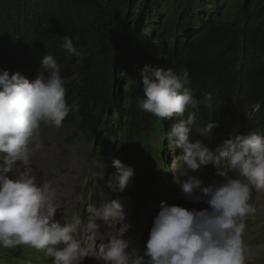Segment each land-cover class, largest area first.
<instances>
[{"label": "rangeland", "instance_id": "rangeland-1", "mask_svg": "<svg viewBox=\"0 0 264 264\" xmlns=\"http://www.w3.org/2000/svg\"><path fill=\"white\" fill-rule=\"evenodd\" d=\"M128 1L130 0H123L120 13L116 15L118 19L116 16L113 18L114 26L118 28L117 35L114 41H110L104 48L105 53L102 57L96 55L97 49L93 50L96 46L91 44L92 37H79L80 35H77L72 28L66 27V23L55 30L49 29L46 36L36 34L34 37L36 41L33 43L35 49L32 51L34 56L30 65L35 68L32 74H25L24 48L16 41L19 35H13L14 31H11L2 22L3 17H0V70H7L10 75L19 72L31 81L44 71L40 64L41 58L50 54L57 61L60 75L65 81L67 102L70 105L73 103L79 105V110L71 112L62 127L42 126L39 143L33 146L31 169L37 176L38 183L51 184L61 195L60 206L56 210L54 219L68 223L79 217L76 238L89 252L93 248L91 236L86 229L89 208L98 207L105 200L120 198L125 206L124 224L128 225L124 238L129 241L130 248H137L139 254H142L153 218L158 213L162 201L188 209L201 210L209 207L199 190L187 195L182 191L177 180L183 182L188 176H196L202 181V187L221 180L217 168L211 163L202 166L196 173L189 170L187 175H181L184 172L182 150L166 139V134L172 125L181 117L160 120L145 111L144 120L140 122L142 127L138 128L145 132L142 144L145 145L147 152L143 155H140L134 146L128 144L126 135L119 133L129 127L126 112L133 110L135 103H139L144 98L141 70H138L140 66L150 65L163 70L171 68L178 74L186 68L194 98L200 101L206 94L211 93V103L215 107L209 108V111L215 113L220 110V113L214 118L208 115V120L216 121L217 126L207 137L202 135L208 123L201 127H192L190 138L201 139L214 150L230 136L246 134L248 131L264 135V79L252 81L255 78L253 75L256 64L248 58L249 53L240 50L241 42H237L234 46L222 44L216 49L210 47L209 54H202V51L192 49L188 53V60L179 65L180 57L187 50L188 39L184 40L185 45L182 40L174 51V39H170L168 43L172 45L166 47L165 39H160L149 27L152 22L145 23L144 31L142 27L136 31L134 29L136 20L130 21L126 17ZM50 2L49 0H39L35 4H32V0L11 2L10 9L12 12L19 9L25 13H30L33 9L41 12V6L44 5L45 9L53 11L55 18L64 19L65 13L62 15L61 12H54L55 9ZM100 2L107 5L113 0H100ZM242 2V0H227L225 8L220 9L215 19L232 27L241 18ZM64 7L66 15L74 16L70 17V21L77 22L79 11L68 5ZM157 13L160 18L165 19L161 9ZM83 19L78 17L80 21ZM128 24L130 28L127 31ZM122 29L125 33H121ZM238 34L240 33H237V37ZM65 36L71 38L74 47L81 53V58L70 54L62 46ZM121 42L123 45L115 46ZM123 47H127L137 56L135 59L138 61L137 69L132 73L127 71L119 58V51ZM78 59H80L79 63ZM253 59L257 60L258 57L254 55ZM228 70L232 72V77H228ZM192 86H198V91L193 90ZM201 90L204 93L196 97L195 94H199ZM140 92H142L141 96ZM257 103L260 104V110L253 112ZM229 125L234 129L226 138L225 133ZM106 129L112 130L109 143L113 155L95 152V142L102 138L101 134ZM118 138L120 145L123 146L121 150L117 149ZM120 151L122 153H119ZM114 159H119L134 169V175L123 192L113 191L109 186V182L113 186L116 184V169L112 164ZM250 203L256 208V213L245 220L243 243L247 257L246 264H264V191L253 188ZM97 223L100 224V235L94 242L97 257L86 256L83 260L84 264H103L98 258L99 246L106 244L109 235L113 233V229L101 221ZM119 227L123 228L126 225L117 224L116 228ZM0 264H53V261L43 251L21 245L14 249L0 247Z\"/></svg>", "mask_w": 264, "mask_h": 264}, {"label": "clouds", "instance_id": "clouds-1", "mask_svg": "<svg viewBox=\"0 0 264 264\" xmlns=\"http://www.w3.org/2000/svg\"><path fill=\"white\" fill-rule=\"evenodd\" d=\"M62 46L81 58L70 37H64ZM40 64L44 71L31 81L19 72L10 75L0 70V247L26 245L43 251L53 264H82L86 256H96L94 242L100 235L97 221H101L113 229L107 243L99 246L98 258L103 264H246L245 220L256 213L250 203L252 189L264 191V135L248 131L230 136L214 150L201 139L190 138L196 112L189 110L197 109L200 101L189 86L188 70L178 74L171 68L145 65L140 107L160 120L181 117L166 134L182 150L181 175L189 170L196 173L211 163L221 180L204 187L196 176L177 180L187 195L199 190L209 207L188 209L162 201L142 254L124 238L128 225L124 224L125 206L120 198L89 208L86 229L93 243L89 252L76 238L79 217L68 223L54 219L61 195L51 184L38 183L31 169L33 146L39 143L42 126L60 128L71 112L79 110L78 104L67 102L65 81L55 58L46 54ZM205 102L211 107V93L205 95ZM259 110L257 103L253 112ZM216 126L215 121L209 123L202 136H210ZM112 164L116 184L109 182V186L123 192L134 169L119 159ZM117 224L126 227L116 228Z\"/></svg>", "mask_w": 264, "mask_h": 264}, {"label": "trees", "instance_id": "trees-1", "mask_svg": "<svg viewBox=\"0 0 264 264\" xmlns=\"http://www.w3.org/2000/svg\"><path fill=\"white\" fill-rule=\"evenodd\" d=\"M18 1L24 0H0V17H3L2 22L6 24L11 31H14L13 35H19L16 41L24 48L23 66L26 68L25 74H32L35 69L34 66H30L32 63L31 58L34 56L32 51L35 49L33 45L36 41V38H34L35 35L39 34L41 36H46V32H48L49 29L55 30L64 25L63 23H66V27L72 28L77 35L79 34V37H92L91 44L96 46V48H92L93 50H98L96 55L98 57L104 56V48L109 45L110 41H114L117 35L116 31L118 28L114 26L113 18L120 13L119 10L123 2V0H113L112 3L109 2L107 5H104L100 0H49L55 9L54 12H61L62 15L65 13L64 16L66 17L61 20L55 18V15L52 13L53 11L45 9L44 5L41 6V12L33 9L34 11L32 10L30 13H25L22 9H19L14 10L13 13L10 9V4L11 2L17 3ZM242 1L240 9L241 18L238 19L232 27L224 23H219V21L215 19L220 9L225 8L227 0H130L126 8V17L127 20L130 21L136 20V25H134L136 31L141 27L142 31H144L143 27L146 26L145 23L152 22L149 27L153 29L156 35L158 34L160 39H165L164 45H166V47L167 45H172V43L169 44L168 42L170 39H174V51L178 48L182 40L185 45L184 40L188 39L186 43V45H188L187 50H185L184 55L180 57L179 65L181 62L184 63L185 60H188V53H190L192 49H198L202 51V54H209L211 52L210 47H215L216 49L222 44L226 45L227 43L229 46H234L237 42H241L239 45V47L241 46L240 50L246 54L249 53L250 56L246 57L255 61L256 68L254 69L253 75L255 78L252 80L255 82L259 78L264 79V0ZM32 2V4H35L38 3L39 0H32ZM64 5H68L70 8H75L79 11V15L76 18L77 22L70 21V17L74 16L66 15ZM159 9L164 12L165 19L159 17V13H157ZM28 17L31 18V21ZM78 17H83V21L78 20ZM116 18L118 19V16H116ZM129 28L130 24L127 25L126 30L128 31ZM192 29L194 31H191ZM236 31L240 33L238 37ZM121 33H125L123 29ZM2 40L4 41L5 39ZM120 45H123L122 42L120 44H115V46ZM188 48H190V50H188ZM119 52V58L123 66L127 68V71L130 73L135 71L138 64V61L135 60L137 56L130 52L127 47H123ZM254 55L258 57V61L253 59ZM141 68L143 67L140 66L138 70H141ZM228 73V77H232V72L228 70ZM192 88L198 91L199 87L192 86ZM216 92L217 91H214V93ZM141 93L142 92H140V96ZM203 93L204 91L201 90V92L199 94L196 93L195 96L200 97ZM134 106L133 110L126 112L128 129L119 133L121 135H126V141L130 145L136 146V148L139 149V153L142 154L146 152L145 145L142 144L145 132L140 131L138 128L142 127L140 126V122L144 120L143 115L145 111L140 107V102L135 103ZM213 107H215V105L212 103L211 107H207L204 98L200 100L197 109H190L189 111L196 112V120L192 127L197 128L211 123V120H208V115H212L214 118L220 113V110H217L215 113L212 111L210 112L209 108L213 109ZM148 114L152 116L151 113ZM187 114L186 112L185 116H187ZM215 123L217 122L215 121ZM217 129L220 128L217 127ZM233 129V126H228V130L225 133L226 138L233 132ZM110 132H112V130L106 129L101 134L102 138L95 142L96 153L103 152L113 155V149L109 143V137H111ZM112 140H114L113 136ZM119 141L120 138H118L117 147L118 149H122L123 147L120 145L121 143Z\"/></svg>", "mask_w": 264, "mask_h": 264}, {"label": "bare ground", "instance_id": "bare-ground-1", "mask_svg": "<svg viewBox=\"0 0 264 264\" xmlns=\"http://www.w3.org/2000/svg\"><path fill=\"white\" fill-rule=\"evenodd\" d=\"M252 249H255V248H252Z\"/></svg>", "mask_w": 264, "mask_h": 264}]
</instances>
